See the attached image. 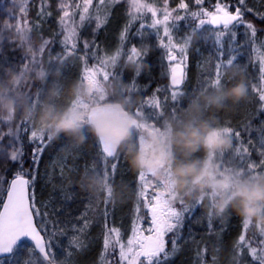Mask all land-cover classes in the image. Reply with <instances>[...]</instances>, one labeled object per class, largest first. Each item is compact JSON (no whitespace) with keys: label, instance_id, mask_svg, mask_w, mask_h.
<instances>
[{"label":"snow or ice","instance_id":"1","mask_svg":"<svg viewBox=\"0 0 264 264\" xmlns=\"http://www.w3.org/2000/svg\"><path fill=\"white\" fill-rule=\"evenodd\" d=\"M30 2L31 0H20L18 12L20 21L35 30L28 19L29 10L26 5ZM48 2L49 0H42L37 17L46 18L51 15ZM162 2L163 6L158 7L144 0H58L56 7L61 51L79 55L84 71L89 76H95L109 64L114 65L122 55L130 61L146 65L150 74L151 66L146 62V57L152 47L144 42V37L149 34L146 29L152 30L157 47L162 52L164 63L161 67L168 78V86L157 87L152 96L145 98L138 82V78L145 73L132 74L126 81L131 89L141 95L142 101H146L139 111L148 115L145 106L154 109L152 114H157V110L168 109L169 98L171 108L177 106L178 101L187 94L183 86L188 76L189 51L201 42L211 44L213 51L206 57V62L212 66L213 71L206 77L201 74L199 88L222 86L225 66H240L249 85L247 102H255L257 113L264 114V53L250 56L249 63L257 73L251 79L248 78V65L238 62L245 49H250L254 54L259 49H264V39L259 38V32L264 31V28L258 30L256 23L247 18V14L251 13L264 24V12L249 6L247 0H179L175 8L168 6L169 0ZM258 2L264 3V0ZM121 3L127 5L128 20L119 39L121 42L125 41L133 24L138 22L134 35L141 40V44L132 45L125 53L118 48L114 54L101 56L97 51L95 34L108 22L112 9ZM206 4H211V9ZM191 5L195 6V10H192ZM146 14H150V22L145 18ZM189 21L195 23L190 24ZM182 22L187 26V31L177 39L176 34ZM93 23L95 26L92 28V38L83 36L82 32ZM241 35L244 39H240ZM55 43V40L47 39L46 50L53 51ZM196 50L199 51V48ZM90 59L94 61L91 64ZM161 91L165 93L163 102L159 95ZM223 127L225 134L232 139L231 154L234 160L241 167L247 164L254 168L257 162L252 159L253 149L264 154V121L256 128V141L251 137V123L245 125V131L249 133L246 143L240 130L230 126ZM25 136L31 145L30 155L25 152ZM5 138L0 136V165L7 169L0 174V264H22L20 257L29 249L41 256L47 264V261L56 259L54 245L57 235L67 232V226L54 219L62 209L49 211L51 206L48 202L37 203L38 169L48 144L43 139L29 136L26 131H19L12 138L7 137V143L4 142ZM104 151L107 152V148ZM66 163L67 160L61 161L62 168ZM118 164V161L114 162V173ZM51 179L50 176L49 181ZM135 180L136 183L143 182V174L135 176ZM154 192L155 188L143 189L137 195L134 218L126 240L121 228L109 223V213L105 208L99 264H167L179 252V241L194 209L170 207ZM141 205L145 210L143 213ZM42 207L44 211H41ZM77 220L82 221V224L71 225L74 233L83 232L90 224L83 216L77 217ZM226 223L227 220L221 224ZM207 229L209 232L214 230L213 221L207 220ZM72 242L78 251L87 247L76 235H73ZM204 251H197L196 264H207ZM232 259L234 264H264V236H249L246 222L240 221V232L233 245Z\"/></svg>","mask_w":264,"mask_h":264},{"label":"rangeland","instance_id":"2","mask_svg":"<svg viewBox=\"0 0 264 264\" xmlns=\"http://www.w3.org/2000/svg\"><path fill=\"white\" fill-rule=\"evenodd\" d=\"M41 2L42 0H31V2L26 5L29 10L28 19L31 24H33L32 17H34L32 12V5L36 3L38 6H40ZM57 2L58 0H49L48 11L51 13V15L48 16V18L51 19V24H55L59 28L58 10L56 7ZM144 2L153 3L158 7L163 6L162 0H144ZM247 2L249 6L257 9L260 12H264V7H262V5L264 6V3H260L258 2V0H247ZM19 6L20 0H0V136L6 137L4 141L5 143H7L8 138L14 137L19 131V125L21 123L22 116L25 114L28 101L30 100H34V102L39 106L38 110L41 111V113L36 116L35 120L31 123V125H33L31 126L32 135L37 136V138L43 139L45 143L48 144L45 152H48L49 148H52V150L54 151V154L51 157H47V160L48 158H50L51 166H54L55 161L57 165L59 163L58 161H68L70 152L79 147L78 142L86 141L89 138V134L93 129L88 120L89 110L99 102L112 99L115 93L116 96L122 95L125 98L127 105L131 109V114L140 123V127L138 128V130H134L128 136L115 157H107L100 148L101 152H97L95 153V156H93L95 165L94 169L91 172L86 173L83 178L85 183H90L91 181L94 182L96 187L95 197L97 203L94 204V207L91 206L92 219L93 222H96L93 223V225H95L94 231L102 233L104 211L105 208H107L109 213V223L121 228L123 237L126 240L127 235L130 234L131 223L134 218L135 199L137 195L143 189L153 188L156 189V192H154L153 194L159 195L168 206L181 208L184 210L194 209L193 214H196L197 209H202L203 204H206L208 207L206 208L207 218L205 219V221H200V223H204L207 225V220L211 219L213 221L216 220L217 224L220 225L222 222L228 220V214L231 215L234 212L237 213V208L234 210H232V208L235 205L238 206L239 203V199L237 197H234L233 195L238 188L245 184L264 182V166H261V163L264 162V154L256 151L255 149H253L252 151V159L257 162L254 168L248 167L247 164H245L244 167H241L239 162L234 160V157L232 156L230 151L229 161L231 162V164L225 167V169L222 171L221 169L218 170V168L212 164L213 154L209 153L207 160L202 167L203 171L201 172L204 173L205 179H207L208 181L207 184L208 187H210V190L207 192H203L201 195L197 196V199L196 196H193L192 194L195 189L198 188V180L192 178L188 181L186 180L187 176H178L176 174L177 169L180 168V166L176 163H173L170 159L168 153L169 146L167 135L159 131L157 132L153 127L154 121L151 120L155 119L156 115L159 117H167L165 110H157V114H152L154 109L145 106V112L148 113V115H145L142 111H139V109L143 108V105L146 101L140 102L139 99H142L136 96V91L131 89L126 82L131 78L132 74L138 75L140 73H145L140 76L141 78H138L141 93H145L148 91L151 92V94L147 96L143 94V97L145 98L152 96L157 87L165 88L168 86V84L166 83L161 84L162 79L166 78L167 76L162 72L161 66L164 63V61L162 60V52L157 47V40L152 30L146 29L145 31H147L149 34L144 37V42L151 45L152 47V51L146 57V62L151 66L150 74H148V68L146 65H144L143 63H138L136 61H130L123 55L122 56L124 60L120 68L122 69V75L119 79L118 75L113 74L116 71L115 68L118 67L119 59L115 62L114 65H107L106 69L98 72L95 76H89L88 74H86L82 65L78 77V87L73 86L71 93L68 94L69 97H66L65 100L61 102L56 113L53 116L51 115L49 118H45V113L47 111L45 105L49 101L48 99L51 95V89L55 78L53 69H51L52 74H47V71L45 70L46 65H44V56L45 51H47L46 48H48L47 39L44 37V39H42L41 37H36L34 35V30L27 24H24L20 21L18 12ZM168 6L170 8H174L170 6V4ZM114 12H116L117 14L120 13L122 17L121 22L128 19L126 4L121 3L119 5H116L113 8L112 15L114 14ZM9 17H15V19H9ZM145 18L150 22V14H146ZM247 18L253 20L256 23L258 30L264 28V26L259 27L261 26L260 24H258L259 20H256V18L253 17L251 13L247 14ZM110 21L111 19L109 18L106 25H109ZM188 23L194 24L195 22L189 21ZM33 25H35L36 28H39V26L37 27L36 22ZM94 26V23L91 26H88L82 32V35L92 38V28ZM100 29L95 34L96 47L99 55L104 56L114 54L118 48L121 49L122 53H125V51H123L122 49V44H120L119 42L120 36L118 34L116 35V33L112 37H109L106 42H97L96 35L99 34ZM186 31L187 26L182 22L176 34V38L179 39V37L183 36ZM239 31L243 32V29H240ZM259 33H261L259 38L264 39V31H260ZM132 37L133 41L129 48L132 45L140 46L141 40L137 38L134 33ZM240 39H244V37L241 35ZM129 48L126 50V52L129 50ZM259 50L260 54L261 52H264V49ZM245 51H249L251 54H254L250 49H245ZM209 54H206V56L208 57ZM201 55L202 53H197V58L200 59V57H202L204 54L202 56ZM254 55H259V51ZM190 60L191 58L189 55L188 65H192ZM193 61V72L198 71L200 76L201 74H203L206 77L213 71V68L209 67V63L206 62V59L203 60L204 62L196 59H193ZM93 62L94 61H90L89 64ZM75 64L76 62L73 63V65ZM78 67L79 62L76 68ZM189 67L190 66H188V73ZM230 67L231 66H225V68L223 69L224 81L225 78H228L227 74H229L230 72ZM208 68L210 72L207 71ZM153 70H155L156 73L154 75ZM151 79H154L156 81V84L152 85L150 82ZM187 79H189L188 76ZM141 81L144 82L141 83ZM208 89L209 88H204L202 89V91L206 92ZM221 89L222 86L212 87V90L219 91V93ZM128 93H130L131 95L129 96ZM159 95L161 97V102H163L165 93L161 91ZM218 99H220V97ZM169 102H171L170 98L168 100V103ZM54 118L57 119V122L62 118L64 121L70 123L71 130L68 132L59 131L57 128V122L53 121ZM142 120L144 121L143 123L141 122ZM151 141H155V144L163 150V153L168 157L169 162L161 167H157L152 170L138 168L139 173L137 172L138 174L136 173L137 175L135 176L143 174L144 180L143 182H141L143 184V187L137 189L135 198L133 195L132 202L129 205L130 208L128 210V215L125 218L126 221H121L120 218H117L118 214H112V211H114V206L116 204L115 198L108 201L109 199L107 200L105 197L103 202H99V194L101 190H104V193H106V191L109 190V188L107 190L105 189L107 188L106 184L109 183L110 179L114 180V162L118 161L119 163L118 167H115L116 171L117 168L119 169L121 165L124 164L123 159L130 154V151H135V153H133L136 157L139 153L147 150L145 146ZM97 163L103 164L101 165V168H103L104 166L110 168V175L106 174V177V175H104L103 173L104 170H102L101 173H98L96 166ZM41 166L42 165H40L38 169L37 185L41 184L40 186L42 187L43 182L42 180H40L42 178V176H40ZM6 170L7 169L3 165H0V174H3ZM51 171H49V173ZM216 173H224L222 175L219 174L220 181H217ZM196 175H198V173ZM132 176L134 180L135 176ZM190 177L193 176L191 175ZM113 180L111 182L112 184ZM178 180L184 181H181L182 183L177 184L176 182ZM193 185L196 186V188H194ZM213 186H216V188H214ZM188 196L189 198H186ZM192 199H196V203H192ZM37 203H40L38 199ZM72 203V210H74L72 214L76 217L75 221L73 219L71 223H64L61 220L62 216H64V212L62 210L59 211L58 215L56 216L58 222L61 225L67 226L66 234H58L56 238L65 237L68 241L66 242V246L64 242L57 243L55 241L54 254L56 259H54L50 264H65L66 257L64 256V252L68 253V248L70 247L69 239L72 238L75 233H81H74L71 225L77 224L79 226L77 217L87 213L86 207L88 206L89 201L85 198V192L81 191L78 194V197L72 201ZM42 210L43 208H41V211ZM144 211L145 210L141 205V212L143 213ZM214 213L216 214L214 215ZM121 215L122 213L120 212L119 217H121ZM261 216L264 217V212L261 213ZM215 217L216 219H214ZM192 219L193 217L190 218L186 228L182 233V239L179 241V252L173 258H171L167 262V264L176 259V257L181 253L184 245H187L191 242L192 239L190 238V235H188V233H186L185 231L190 230L192 225L196 223V221H192ZM98 220L101 221L99 222ZM240 221L246 222L247 231L253 224V222L249 220L238 217V222L240 223ZM255 227L260 229L263 227V225L255 223ZM49 229H51L50 225ZM63 246H65L64 249L62 248ZM168 248L169 250L171 249L170 240ZM214 257L215 256H213V258ZM22 258L23 255L20 257L21 261ZM228 259L229 258H226V261L224 260L223 262H219L218 258L215 257L216 264H229L230 259ZM196 261L197 254L194 251H191L190 264H196Z\"/></svg>","mask_w":264,"mask_h":264},{"label":"trees","instance_id":"3","mask_svg":"<svg viewBox=\"0 0 264 264\" xmlns=\"http://www.w3.org/2000/svg\"><path fill=\"white\" fill-rule=\"evenodd\" d=\"M178 2L179 0H170L169 4L170 6L175 8ZM205 6L209 9H211L212 7L211 4H206ZM262 7L264 6L262 5ZM191 8L192 10H195L194 5H191ZM38 9L39 6L34 3L32 5V12L34 16L32 17V22L33 24H35L36 22L39 26V28H36L35 25L32 24L35 28L34 35L36 37H44L46 39L55 40L56 42L53 51H45L44 56V65H46L45 70L47 71V74H52L51 69L54 70L55 74L53 86L51 89V95L49 96L48 103L45 105V108H47L45 118H49L51 115L53 116L56 113L61 102H63L66 97H69L68 94L71 93L73 86L78 87V77L81 70L82 61L79 55L76 56L70 52L61 51V46L59 44V40L61 39V37L58 35V26H56L55 24H51V19H49L48 17H37ZM112 12L110 15L111 21L109 25L105 24L104 26H102L99 34L96 35L97 42H106L107 39L109 37H112L115 33L116 35L118 34L120 36V33L123 30V27L128 19L121 22L122 17L120 13L117 14L116 12H114V14L112 15ZM258 22V24L261 25L259 27L264 26L260 21ZM137 24L138 22L136 24H133L132 28L127 34V38L125 39V41L121 42L119 39L120 44L123 45L122 49L125 52L133 41L132 35L136 32ZM260 35L261 33H259V36ZM197 48H199V51L196 50ZM212 51L213 50L211 44H205L201 42L200 44L193 46V48L189 51V55L191 58L190 62L192 63V65H189V79H187L186 83L183 86L187 94L178 101L177 106L174 109L171 108V102L168 103L169 107L168 109H165L167 117H159L156 115L155 119H151L154 121L153 127L156 129V131L167 135L169 146L168 153L171 161L178 164L180 167H183L185 165L195 166V172L192 175L193 177H186V180L188 181L189 179L194 178L197 173L198 175L200 173H203L201 172L203 171L202 167L207 160L209 153L213 154L212 164L215 165L218 170L221 169L222 171L225 169V167L231 164V162L229 161V152L232 150V139L229 135L225 134L223 126H230L233 129L240 130L246 143L249 138V133L245 131V125L251 123V137L253 140H256L258 135V133L256 132V128L260 125L261 121H264V114L257 113V104L255 102H247L249 98L248 95L245 99L237 103H233L231 100H224L222 98L225 90L233 87L241 81H243L248 86L249 93L248 81L245 77V73L242 67H230V72L229 74H227L228 78H225L220 93L219 91L212 90V87H208L209 89L206 92H203L202 89L199 88L200 75L198 71L193 72V59L203 61L207 57L206 54H209ZM197 53H202V55H204H201L202 57H200L199 59L197 58ZM252 55L254 54H251L249 51L246 52L244 50L243 55L238 61L241 65H248L247 73L249 79L257 74L255 68L249 63V58ZM123 60L124 59L122 56L118 61V67L115 68V73H119L118 79L122 75V69L120 68ZM90 61L92 62L91 59L89 60V62ZM74 62H76L75 65H73ZM78 62L79 67L76 68ZM209 67L212 66L209 64ZM256 67H258V64L256 65ZM207 71L210 72L209 68ZM154 74H156L155 70H153V75ZM143 82L144 81H141V83ZM150 82L152 85L156 84V81L154 79H151ZM165 83L168 84L167 77L163 78L161 81V84ZM143 94L147 96L151 94V92L148 91L142 93V95ZM128 95L130 96L131 94L128 93ZM136 96H138V98H141V95L137 93ZM219 97L220 99H218ZM139 101L141 102L142 100L139 99ZM107 103L119 104L125 110H127L130 115H132L131 109L127 105L125 98L122 95L116 96L115 93L112 99L99 102L97 104ZM38 109L39 106L37 105V103H35L34 100H30L28 103V108L21 119L19 131H26L29 136H34L32 135L31 126L33 125H31V123L35 120V117L41 113V111H39ZM53 121L57 122V119L54 118ZM141 122L143 123L144 121L142 120ZM193 129H202L207 131L215 130L219 132L224 138L223 146L212 151H208L202 147H198L193 152L185 150L177 142V136L181 133H184L185 131ZM34 137L37 138V136ZM78 145V148L70 152V157L66 163V166H64L63 168L61 166V161H58V165L60 166L57 165L56 161L55 164L53 163L54 166H51L50 158H48L47 160L48 156L51 157L54 154L52 148H49V151H46L44 153L40 161V165H42L40 167V176H42L40 180H42L43 183L41 182L42 187L40 186L41 184L37 185L36 194L38 201H44L50 204L51 207L49 211H51L52 209H62V211L64 212V216H62L61 220L64 223H71L73 219L74 221L76 219V217L72 214V212L74 211L72 210V201L78 197V194L81 191L85 192V198L89 201V204L86 207L87 213L81 216L88 219L90 221V225L85 228L83 232L75 233L74 235L79 237V239L82 240L87 245V247L83 251H78L72 242V238H70V247L68 248V253L64 252V256L66 257L65 264H99L98 258L102 250V233L94 231L95 225H93V223L96 222H93L91 212V206L94 207V204L97 203L95 197L96 187L94 182L91 181L90 183H85L83 179L86 173L91 172L95 167L93 156H95V153L101 152L94 129H92V131L90 132L89 138L86 141H79ZM24 148L25 152L30 155L31 145L28 144L26 136L24 137ZM133 152L135 153V151H130V154L123 159L124 164L121 165L119 169L117 168V170L115 171L114 180L110 179L109 183L106 184L107 188L105 189L107 190L109 188V190H105L106 193H104V190H101L99 194L100 201L98 197L99 202H103L105 197L107 200L109 199L108 201L115 198V212L112 211V214H118L117 218H120L121 221L123 220L124 222L126 221L125 218L128 215V210L130 208L129 205L132 202L133 195L135 198L137 189L143 187L142 183H136L135 177V183L132 178V175L135 176L139 173L138 169H134L130 163L135 157V154ZM85 165L87 166L85 167ZM101 165L103 164H96L98 173H101V171L104 170V175H110V168L106 166L101 168ZM261 166H264V162L261 163ZM49 168L53 171H51ZM49 171L51 172L49 173ZM219 174L222 175L224 173ZM219 174L216 173L217 181H220ZM50 176L52 177L51 181H49ZM112 180L114 185L111 183ZM181 181L184 180H178L176 183L180 184L182 183ZM198 182V188L195 189L192 194L193 196H196V199L197 196L201 195L203 192H207L210 190V187H208L207 184L208 181L207 179H205V175H203L198 180ZM193 187L196 188V186L194 185ZM213 187L216 188V186ZM69 194H71V199H69ZM186 198H189V196ZM196 199H192V203H196ZM206 208H208L207 205L203 204L202 209H197L196 214H193L192 221H196V223L192 225L190 230L185 231L186 233H188V235H190V238L192 240L189 244L183 246L181 253L169 264H190L191 251H194L197 254L198 250H205L204 255L207 264H216V260L213 261V254L216 258H218L219 262H223L224 260L226 261V258H229V264H234V261L232 259V250L236 237L240 232L238 215L236 212L231 215L228 214L227 223L220 225L217 224L216 220L213 221L210 219V221H213L214 230L209 232L207 229V225L204 223H200V221H205V219L207 218ZM236 208L237 206L235 205L232 210ZM42 211H44V208ZM120 212L122 213L121 217H119ZM215 214L216 213H214V215ZM54 219L58 221L57 217H54ZM214 219H216V217ZM98 221L100 222L101 220ZM81 224L82 221H79V225ZM260 231L263 234H261ZM248 234L249 236H264V225L259 229L255 227V223L253 222L251 227L248 229ZM55 241L57 243L64 242L66 246V242L68 240L65 237H58ZM65 246H63L62 248L64 249ZM21 262L22 264H45L41 257L34 254L30 249L25 250ZM47 264H50V262H47Z\"/></svg>","mask_w":264,"mask_h":264},{"label":"clouds","instance_id":"4","mask_svg":"<svg viewBox=\"0 0 264 264\" xmlns=\"http://www.w3.org/2000/svg\"><path fill=\"white\" fill-rule=\"evenodd\" d=\"M247 95L248 86L241 81L225 90L222 98L237 103L245 99ZM57 128L61 132H68L71 130V125L61 118L57 122ZM126 135L123 129H111L108 132L109 139L113 143L122 141ZM177 142L189 152L195 151L198 147L212 151L223 146L224 138L215 130L193 129L179 134L177 136ZM145 147L147 150L139 153L130 162L134 169L144 168L146 170H152L169 162L168 157L155 144V141L149 142ZM194 172V165H185L178 168L176 174L178 176H191ZM203 175L204 173H200L194 179L199 180ZM233 195L239 199L237 206L238 217L264 225V217L261 216V213L264 212V182L245 184L238 188Z\"/></svg>","mask_w":264,"mask_h":264},{"label":"water","instance_id":"5","mask_svg":"<svg viewBox=\"0 0 264 264\" xmlns=\"http://www.w3.org/2000/svg\"><path fill=\"white\" fill-rule=\"evenodd\" d=\"M88 120L96 132L100 147L108 157H113L129 133L139 127L137 120L131 117L120 105L93 106L89 110ZM111 129H123L127 135L122 141L113 143L108 136ZM105 148H107V152L104 151Z\"/></svg>","mask_w":264,"mask_h":264},{"label":"bare ground","instance_id":"6","mask_svg":"<svg viewBox=\"0 0 264 264\" xmlns=\"http://www.w3.org/2000/svg\"><path fill=\"white\" fill-rule=\"evenodd\" d=\"M194 78V77H193ZM52 227V225L50 224V228ZM213 256H215L214 254H213Z\"/></svg>","mask_w":264,"mask_h":264}]
</instances>
